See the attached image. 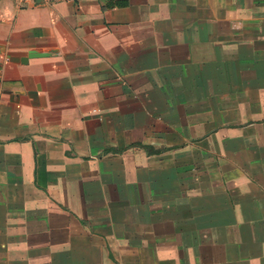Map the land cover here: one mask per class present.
<instances>
[{
    "label": "crops",
    "instance_id": "0c3cea01",
    "mask_svg": "<svg viewBox=\"0 0 264 264\" xmlns=\"http://www.w3.org/2000/svg\"><path fill=\"white\" fill-rule=\"evenodd\" d=\"M0 264H264V0H0Z\"/></svg>",
    "mask_w": 264,
    "mask_h": 264
},
{
    "label": "water",
    "instance_id": "95a60500",
    "mask_svg": "<svg viewBox=\"0 0 264 264\" xmlns=\"http://www.w3.org/2000/svg\"><path fill=\"white\" fill-rule=\"evenodd\" d=\"M32 56H38V54H35V53L29 54V57H32Z\"/></svg>",
    "mask_w": 264,
    "mask_h": 264
}]
</instances>
